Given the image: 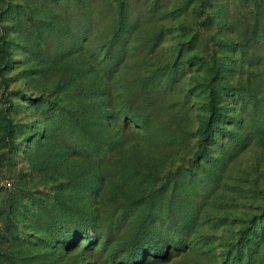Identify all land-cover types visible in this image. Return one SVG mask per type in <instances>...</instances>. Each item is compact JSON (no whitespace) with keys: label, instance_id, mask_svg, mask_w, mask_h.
I'll use <instances>...</instances> for the list:
<instances>
[{"label":"rangeland","instance_id":"374dc122","mask_svg":"<svg viewBox=\"0 0 264 264\" xmlns=\"http://www.w3.org/2000/svg\"><path fill=\"white\" fill-rule=\"evenodd\" d=\"M125 1V43L108 50ZM253 12L0 0V264H264ZM144 234L161 253L128 257Z\"/></svg>","mask_w":264,"mask_h":264},{"label":"trees","instance_id":"16d2710c","mask_svg":"<svg viewBox=\"0 0 264 264\" xmlns=\"http://www.w3.org/2000/svg\"><path fill=\"white\" fill-rule=\"evenodd\" d=\"M123 2V1H122ZM118 7L117 14L115 16V22L113 24L112 31V40L111 43L108 44V50L113 49H120V45L125 43L126 37L123 36L124 32L126 31L127 26L130 25L129 22V13L127 12V2L125 1V5L122 4ZM92 3H95V0H92ZM249 4L252 5V14H253V23L254 28H256L258 31H261L264 28V0H249ZM93 8V7H92ZM93 20V18H92ZM215 113H219L222 115L223 113L218 110H213V115H216ZM209 123L207 122L205 124V129L208 127ZM141 237V236H140ZM140 237H134L130 244L127 245V249L130 253L135 251V248H139L141 250V253L144 251H156L158 253H161V249L159 247L158 241L155 240V238L149 237L147 234L142 235V241H140ZM144 241V242H143ZM141 242V243H140ZM248 242V241H247ZM253 243H256V240H252ZM246 244V243H245ZM141 245V246H140ZM184 245V243H183ZM177 246V245H176ZM247 246L250 250H254V248L247 243ZM143 250V251H142ZM131 251V252H130ZM165 252V249L164 251ZM140 253V254H141Z\"/></svg>","mask_w":264,"mask_h":264}]
</instances>
